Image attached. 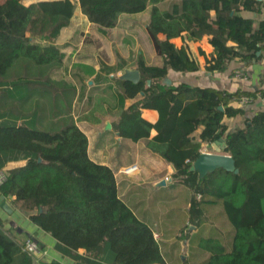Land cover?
Returning <instances> with one entry per match:
<instances>
[{"label":"trees","instance_id":"16d2710c","mask_svg":"<svg viewBox=\"0 0 264 264\" xmlns=\"http://www.w3.org/2000/svg\"><path fill=\"white\" fill-rule=\"evenodd\" d=\"M78 2L87 19L102 29L113 28L120 14L139 13L150 6L146 30L162 64L147 66L137 60L140 79L135 83L121 80L116 74L109 77L121 86L119 95L123 99L142 94L139 101L123 109L115 129L132 141L148 139L150 130L156 131L147 147L172 166L174 183L191 190L190 220L200 219L205 207L221 202L232 231L221 229L219 237L200 239V250L207 254L204 264H264V110L245 117L242 126L230 128L225 121L244 116V104L239 100L254 98L255 93H228L162 82L168 70L179 73L198 70V64L187 51L171 42L183 34L193 41L211 36L213 51L204 64L207 71L222 72L236 59L246 64L255 60L256 53L264 48V19L255 22L239 13L260 12L261 3L257 0ZM73 8L71 0L29 5L23 0L0 3V90L26 89L11 106V117L15 120L27 115L23 107L26 103L35 110L32 116L36 115L40 108L35 107L32 98L40 90L47 104L51 89L69 86L51 80V74L62 64L60 47L53 41L69 24ZM158 34L165 39L160 40ZM102 69L107 75L115 71L110 66ZM60 88L55 115L66 114L68 109L66 87L62 92ZM230 99L233 101L229 102ZM141 108L155 109L157 121L153 124L145 121ZM41 109L44 118L47 117L46 105ZM15 120L0 123V171L6 175L0 195L14 209L28 213L29 220L51 235L76 264L165 263L153 230L118 196L113 171L89 158L87 138L69 114L49 121L42 128ZM220 138L225 143L222 153L233 158L238 171L217 168L201 177L196 170H190L200 154L201 144L210 146ZM20 157L24 160L22 165L4 170L8 161ZM17 229L12 226L5 229L0 220V264H36L35 257L24 250V243L12 235V230ZM227 234L231 241L229 249L223 244Z\"/></svg>","mask_w":264,"mask_h":264},{"label":"crops","instance_id":"0c3cea01","mask_svg":"<svg viewBox=\"0 0 264 264\" xmlns=\"http://www.w3.org/2000/svg\"><path fill=\"white\" fill-rule=\"evenodd\" d=\"M2 1L0 0V3ZM39 1L50 0H23V3L29 5ZM71 1L74 3V8L70 22L53 41L60 47L62 64L51 74V80L54 82H63L69 86L52 87L47 104H44L40 90V93L32 98L35 107L39 106L40 108L36 115L32 116L35 110L30 109L29 103H26V106L23 107H25L24 114L27 115L19 116L16 120L11 117V106L15 105L22 94L26 93V89L14 90L10 87H3L0 90V123L15 120L17 123L26 122L37 128H42L44 125L47 126L49 121L55 122L58 118L69 114L87 138L89 158L96 163L108 166L113 171L118 196L157 235L155 239L160 244L165 260L164 264H170L169 260L176 261L177 264L195 263L196 260H199L198 258H201L200 256L207 255L202 253L199 247L200 239L207 237L206 230L202 229L217 226L204 216L198 219L200 223L190 220L188 211L192 195L190 189L183 184L174 183L172 166L166 163L158 153L152 152L147 147V141L156 135L154 129L150 130L148 139H139L138 141L122 137L115 129V124L123 109L139 101L142 94L133 99H123L119 95L121 86H118L109 77L113 74L119 77L125 70H137L136 63L139 59L147 66H161L162 64L146 30L150 18V6L139 13L120 14L113 28L102 29L93 25L82 13L78 0ZM257 1L261 3L260 12L242 11L239 15L255 22L263 20L264 0ZM158 38L165 39L163 34H158ZM171 42L178 48L185 49L189 57L198 64V70L194 72L179 73L168 70L166 77L172 84L186 83L191 87L211 88L228 93L236 91L255 93L254 98L246 97L248 102L243 105L244 116L225 119L230 128L242 126L245 117H251L257 111L264 110V95L261 96V93L264 94V48L256 53V59L249 64L236 59L231 61L222 72H211L204 68L205 59L213 51L211 36L204 35L201 39L193 41L183 34L171 39ZM103 66L113 67L115 71L107 75L102 69ZM63 67H65L66 76L64 81H60L55 75ZM236 72H239L241 76L236 77ZM58 87L62 88L59 89L61 92L65 89L66 93L65 105L68 109L66 108V112L63 111L66 113L63 115H55L54 111L60 99ZM7 89L9 92L4 91ZM43 105H46V116L48 115L45 118L41 109ZM140 111L141 117L145 121L151 124L157 121L158 112L155 109L141 108ZM200 130L201 128L195 134L197 135ZM122 147L125 150L124 153L129 154L130 157L128 162L119 164L116 155ZM201 152L215 153L216 150L213 145L201 144ZM23 163L24 160L21 157L17 160H10L6 163L4 170L20 166ZM133 165L136 167L134 171L123 172L125 168ZM168 177L171 178L170 181H166L165 178ZM161 181L165 182L163 186L158 185ZM144 186H147L146 189L144 188L146 195L152 192L156 193L169 186H178L187 191L183 206L180 208L184 211L180 226L172 227L171 224H163L160 217L154 219L150 216L149 211L141 212L137 209L135 204L139 201L138 197L140 196H138L137 190ZM6 202L13 212L7 214L0 208V220L5 229H9L11 226L18 228L16 232L12 230V235L20 243L31 238L38 244L40 255L37 256L38 263L36 262V264L77 263L69 253L57 245L51 235L40 230L29 220L28 213L14 209L8 200ZM221 229H226V225ZM167 252L172 257L169 255L170 258H168L165 255ZM78 253L82 255L83 251Z\"/></svg>","mask_w":264,"mask_h":264},{"label":"rangeland","instance_id":"374dc122","mask_svg":"<svg viewBox=\"0 0 264 264\" xmlns=\"http://www.w3.org/2000/svg\"><path fill=\"white\" fill-rule=\"evenodd\" d=\"M65 67L60 69L59 72H57V75H55L56 78H59L60 81H64L65 78ZM59 76V77H58ZM97 78V77H96ZM98 79V78H97ZM125 148V146H124ZM122 147V149L119 150V152L116 155V159L118 160L119 164H123L129 161V154L124 153L125 150ZM212 153V152H210ZM214 153V152H213ZM126 158V160H125ZM124 160V161H122ZM147 186L142 187L141 189H138V198L139 201L135 204L137 209L141 212H146L149 211L151 213L150 216L152 218H157L160 217L161 221L163 224H171L172 227H177L180 226L183 220V210L180 209L183 206L184 198L186 196V192L184 189H181L178 186H169L165 189H160L156 193H149L148 195L145 194V189ZM150 190V189H148ZM191 191V190H190ZM204 218L208 219L209 222H213L215 226L217 227H204L202 230H206V235L207 236H213L217 237L218 232L220 231L221 227H224L226 225V231L229 233L232 231L231 225L226 219V216L222 210V205L221 202L217 203L214 206H208L205 207V210L203 212ZM159 215V216H158ZM199 218H196L193 221H198ZM219 237V236H218ZM223 238V237H222ZM27 239L24 240L25 243ZM36 243V242H35ZM223 244L226 247V249L230 248V236L227 234L223 240ZM38 246V244L36 243ZM106 248L109 249L108 244L106 243ZM39 247V246H38ZM40 250V247H39ZM165 253V252H164ZM203 253V252H202ZM40 255V254H39ZM168 258L172 257L169 252L165 254ZM170 255V257H169ZM38 255H35V262L38 259ZM40 257V256H39ZM201 258H198L199 260H196L195 263H190V264H204L205 260L207 258V255L200 256ZM170 264H177L176 261L171 262ZM38 263V262H37ZM52 264V263H49ZM85 264V263H84Z\"/></svg>","mask_w":264,"mask_h":264},{"label":"water","instance_id":"95a60500","mask_svg":"<svg viewBox=\"0 0 264 264\" xmlns=\"http://www.w3.org/2000/svg\"><path fill=\"white\" fill-rule=\"evenodd\" d=\"M119 77L121 80H128L135 83L139 81L140 74L138 70H125ZM162 82L166 85H170L171 83L167 77H165ZM149 83L150 81L147 80L146 84ZM220 109H222V107H220ZM212 145L215 147L216 152H201L198 158L191 165L190 170H196L201 177L217 168H223L227 171H234L236 173L238 170L234 167L233 158L229 154L221 153L225 147L224 139L220 138ZM164 184L165 182L161 181L158 185L163 186ZM0 208L7 214H11L13 212V209L6 202L3 195H0Z\"/></svg>","mask_w":264,"mask_h":264},{"label":"built area","instance_id":"2783aa9c","mask_svg":"<svg viewBox=\"0 0 264 264\" xmlns=\"http://www.w3.org/2000/svg\"><path fill=\"white\" fill-rule=\"evenodd\" d=\"M236 77H240L241 74L239 72H236ZM233 99H230L229 102H232ZM248 102V99L246 97H242L240 98L239 100V103L242 105V104H246ZM135 166H130V167H127L123 170L124 173H130L132 171L135 170ZM6 179V175H5V172L4 171H0V186L3 184V182L5 181ZM166 181H170L171 178H165ZM154 238H157V235L154 234ZM24 250H26L29 254L33 255L35 257V255H39L40 253V250H39V247L36 245L35 241H33L32 239L28 238L25 243H24Z\"/></svg>","mask_w":264,"mask_h":264}]
</instances>
